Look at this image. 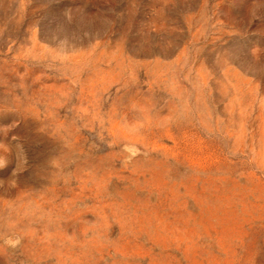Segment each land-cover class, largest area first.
<instances>
[{"label": "rangeland", "instance_id": "1", "mask_svg": "<svg viewBox=\"0 0 264 264\" xmlns=\"http://www.w3.org/2000/svg\"><path fill=\"white\" fill-rule=\"evenodd\" d=\"M0 264H264V0H0Z\"/></svg>", "mask_w": 264, "mask_h": 264}]
</instances>
